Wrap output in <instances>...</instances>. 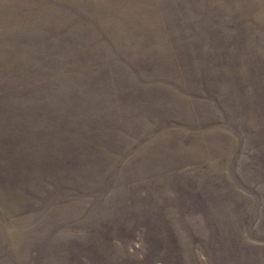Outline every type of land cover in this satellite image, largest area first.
Wrapping results in <instances>:
<instances>
[{"label":"rangeland","instance_id":"obj_1","mask_svg":"<svg viewBox=\"0 0 264 264\" xmlns=\"http://www.w3.org/2000/svg\"><path fill=\"white\" fill-rule=\"evenodd\" d=\"M0 264H264V0H0Z\"/></svg>","mask_w":264,"mask_h":264}]
</instances>
